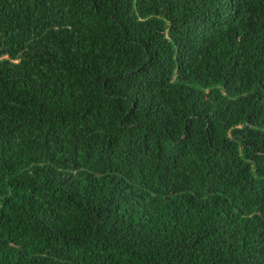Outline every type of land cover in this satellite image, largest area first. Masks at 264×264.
Instances as JSON below:
<instances>
[{
  "label": "trees",
  "instance_id": "obj_1",
  "mask_svg": "<svg viewBox=\"0 0 264 264\" xmlns=\"http://www.w3.org/2000/svg\"><path fill=\"white\" fill-rule=\"evenodd\" d=\"M0 264H264V0H0Z\"/></svg>",
  "mask_w": 264,
  "mask_h": 264
}]
</instances>
